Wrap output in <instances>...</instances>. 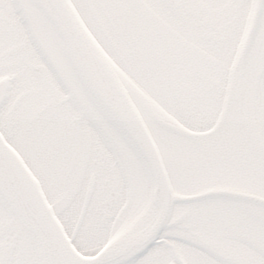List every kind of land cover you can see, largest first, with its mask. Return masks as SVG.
<instances>
[{"label": "snow or ice", "instance_id": "obj_1", "mask_svg": "<svg viewBox=\"0 0 264 264\" xmlns=\"http://www.w3.org/2000/svg\"><path fill=\"white\" fill-rule=\"evenodd\" d=\"M0 264H264V0H0Z\"/></svg>", "mask_w": 264, "mask_h": 264}]
</instances>
